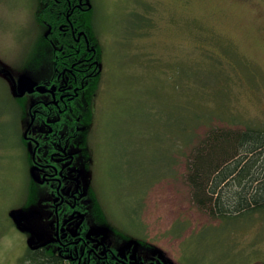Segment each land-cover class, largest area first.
Wrapping results in <instances>:
<instances>
[{"label":"rangeland","instance_id":"1","mask_svg":"<svg viewBox=\"0 0 264 264\" xmlns=\"http://www.w3.org/2000/svg\"><path fill=\"white\" fill-rule=\"evenodd\" d=\"M35 2L0 0V66L38 80L47 67ZM94 2L103 73L86 172L106 219L173 264H264V213L223 220L199 210L185 179L193 144L177 136L193 112L210 116L191 126L197 134L264 125V0ZM11 91L0 78V135L12 144L0 146V264H20L35 240L24 227L44 237L49 225L32 211L45 190L26 170L19 138L29 116Z\"/></svg>","mask_w":264,"mask_h":264},{"label":"flooded vegetation","instance_id":"2","mask_svg":"<svg viewBox=\"0 0 264 264\" xmlns=\"http://www.w3.org/2000/svg\"><path fill=\"white\" fill-rule=\"evenodd\" d=\"M95 9L94 0H36L47 74L38 80L28 75L34 90L16 88L25 71L0 66V78L12 89L22 114L29 116L21 138L26 170L30 181L45 190L32 211L47 220V235L24 227L35 239L28 246L53 249L65 264H173L137 240L145 238L119 235L87 177V120L103 73Z\"/></svg>","mask_w":264,"mask_h":264},{"label":"trees","instance_id":"3","mask_svg":"<svg viewBox=\"0 0 264 264\" xmlns=\"http://www.w3.org/2000/svg\"><path fill=\"white\" fill-rule=\"evenodd\" d=\"M15 108L9 112L16 115ZM206 118L210 116L193 112L179 119L178 127L183 128L177 131L179 141L193 144L185 174L192 201L199 210L223 220L264 213V125L208 124L203 134L192 131L191 126L206 122ZM1 145L12 146L3 134ZM20 264H65V261L53 249L28 246Z\"/></svg>","mask_w":264,"mask_h":264},{"label":"water","instance_id":"4","mask_svg":"<svg viewBox=\"0 0 264 264\" xmlns=\"http://www.w3.org/2000/svg\"><path fill=\"white\" fill-rule=\"evenodd\" d=\"M34 85L35 82L33 81V79L31 77H29L28 75H23L20 77L19 81H18V85L16 86V88L19 86V88H23L26 87L28 88L29 91L34 90ZM14 218L17 222V224H19L22 220L21 218V214L18 211H14L13 212Z\"/></svg>","mask_w":264,"mask_h":264},{"label":"bare ground","instance_id":"5","mask_svg":"<svg viewBox=\"0 0 264 264\" xmlns=\"http://www.w3.org/2000/svg\"><path fill=\"white\" fill-rule=\"evenodd\" d=\"M4 140V139H3Z\"/></svg>","mask_w":264,"mask_h":264}]
</instances>
